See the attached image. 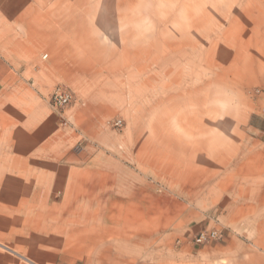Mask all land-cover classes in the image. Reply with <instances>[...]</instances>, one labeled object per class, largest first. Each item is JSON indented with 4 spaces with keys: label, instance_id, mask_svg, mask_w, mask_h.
Here are the masks:
<instances>
[{
    "label": "crops",
    "instance_id": "crops-1",
    "mask_svg": "<svg viewBox=\"0 0 264 264\" xmlns=\"http://www.w3.org/2000/svg\"><path fill=\"white\" fill-rule=\"evenodd\" d=\"M136 4L0 0V264H264V0L205 50Z\"/></svg>",
    "mask_w": 264,
    "mask_h": 264
},
{
    "label": "rangeland",
    "instance_id": "rangeland-1",
    "mask_svg": "<svg viewBox=\"0 0 264 264\" xmlns=\"http://www.w3.org/2000/svg\"><path fill=\"white\" fill-rule=\"evenodd\" d=\"M234 3L235 0H145V13L143 14L141 9L139 11V6L136 4L134 14L132 13L129 17L136 24L142 21L150 22L152 51L159 49L158 39L162 34L168 38L176 35L197 37L200 49L205 50L208 34L214 35L212 27L208 28V25L213 22L219 25L218 27L222 26L223 18L228 17L225 12H230L228 8L237 9ZM148 5L150 14L146 13ZM81 148L82 146L78 143L75 150L78 151Z\"/></svg>",
    "mask_w": 264,
    "mask_h": 264
},
{
    "label": "built area",
    "instance_id": "built-area-1",
    "mask_svg": "<svg viewBox=\"0 0 264 264\" xmlns=\"http://www.w3.org/2000/svg\"><path fill=\"white\" fill-rule=\"evenodd\" d=\"M46 55L42 57L45 59ZM248 95L251 97H263L264 98V82L253 89L248 91ZM73 95L72 93L64 88L63 86H56L52 93L47 99V105L49 110L60 120V125L63 128H68L70 126L69 122L65 118V110L72 104ZM108 126L114 129H121L123 127L121 120L110 121L107 123ZM264 138V132L261 133ZM222 231L219 230H201L196 234L191 240L190 243L195 246L206 245L213 241H218L222 237Z\"/></svg>",
    "mask_w": 264,
    "mask_h": 264
}]
</instances>
